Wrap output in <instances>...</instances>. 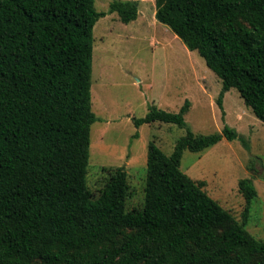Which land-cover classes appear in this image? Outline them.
<instances>
[{
	"label": "trees",
	"instance_id": "16d2710c",
	"mask_svg": "<svg viewBox=\"0 0 264 264\" xmlns=\"http://www.w3.org/2000/svg\"><path fill=\"white\" fill-rule=\"evenodd\" d=\"M155 4L157 20L222 80L218 105L235 87L264 122V0ZM109 12L130 23L139 0H113ZM104 15L95 0H0V264H264V238L247 229L253 179L239 181L238 220L181 169L186 149L223 138L247 145L235 128L188 129L171 154L150 142L140 207L127 209L124 166L98 195L89 187L93 37ZM190 105H152L133 121L185 126Z\"/></svg>",
	"mask_w": 264,
	"mask_h": 264
},
{
	"label": "rangeland",
	"instance_id": "374dc122",
	"mask_svg": "<svg viewBox=\"0 0 264 264\" xmlns=\"http://www.w3.org/2000/svg\"><path fill=\"white\" fill-rule=\"evenodd\" d=\"M113 0H95L106 12L94 27L92 106L97 120L91 127L87 181L96 195L111 173L124 166L130 197L127 209L143 205L150 142L171 154L188 129L195 134L235 128L246 141L221 139L200 152L186 149L181 169L204 181L207 193L242 218L245 199L239 181L252 178L258 197L252 202L247 229L264 238V122L245 103L237 88L226 91L223 108L218 98L223 83L205 59L156 18L155 0H139L136 20L124 23L109 12ZM185 126L154 121L137 127L133 117H144L152 105L179 112L185 101ZM254 167L253 170L249 166Z\"/></svg>",
	"mask_w": 264,
	"mask_h": 264
}]
</instances>
